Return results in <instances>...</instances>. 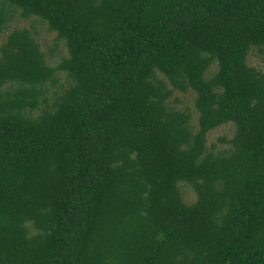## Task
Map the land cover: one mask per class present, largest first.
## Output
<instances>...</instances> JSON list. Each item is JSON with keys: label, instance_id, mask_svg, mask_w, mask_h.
<instances>
[{"label": "trees", "instance_id": "16d2710c", "mask_svg": "<svg viewBox=\"0 0 264 264\" xmlns=\"http://www.w3.org/2000/svg\"><path fill=\"white\" fill-rule=\"evenodd\" d=\"M251 50L264 0H0V264H264Z\"/></svg>", "mask_w": 264, "mask_h": 264}, {"label": "rangeland", "instance_id": "374dc122", "mask_svg": "<svg viewBox=\"0 0 264 264\" xmlns=\"http://www.w3.org/2000/svg\"><path fill=\"white\" fill-rule=\"evenodd\" d=\"M23 25L29 26L30 21L15 17L12 21L9 22L4 33H6L8 30H10L13 27L23 26ZM36 26L38 28V31L33 32V34L39 40L41 44V48L42 50L45 51L49 62L51 64H54L58 60L59 55L60 56L65 55L66 49L65 47L60 45L61 44L60 41H57L58 47H56L55 45L56 44V40H55L56 33L55 32H47L44 24L37 23ZM57 48L59 49V51H57ZM49 49H51L52 51L51 54L48 51ZM52 54H55V55L52 56ZM247 62L251 65L257 66V68L264 71V56L262 57L258 55L255 50H251L248 53ZM214 68L215 66H211L210 71H212ZM175 97H177L179 100L178 101L175 100L174 99ZM174 98L171 99V102L177 105V107L186 108L187 110H190L191 115H192V118H191L192 122L195 123L196 113L194 112V109L192 106V101H193L192 93L191 92H186V93L178 92L174 95ZM232 134H233V125L231 123L222 124L210 130L207 133V143L209 144L211 142H215L218 145H220L221 142L217 139L218 137L224 136L226 138H230ZM224 146L225 145H223V147ZM184 190H187V189L184 188ZM193 199H194V195L188 191L187 195H185V201L190 202Z\"/></svg>", "mask_w": 264, "mask_h": 264}]
</instances>
